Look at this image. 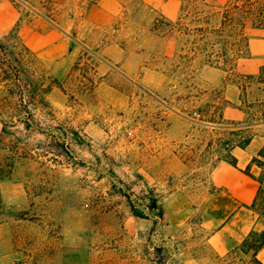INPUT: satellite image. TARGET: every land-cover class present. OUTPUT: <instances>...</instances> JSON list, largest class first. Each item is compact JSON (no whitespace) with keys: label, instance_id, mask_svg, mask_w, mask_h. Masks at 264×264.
<instances>
[{"label":"rangeland","instance_id":"obj_1","mask_svg":"<svg viewBox=\"0 0 264 264\" xmlns=\"http://www.w3.org/2000/svg\"><path fill=\"white\" fill-rule=\"evenodd\" d=\"M8 1L23 18L66 28L91 3ZM115 1L117 22L93 34L92 50L72 47L57 73L30 50L21 79L40 81L43 70L47 87L53 78L62 87L44 103H21L0 84V264H248L240 252L220 256L202 225L223 154L216 129L229 105L226 86L259 75L246 68L248 58L228 72L205 63L207 41L196 29L229 0ZM98 32L129 56L115 63L110 85L101 86L97 70L112 60L95 55ZM5 36L26 45L19 34ZM245 99L249 105L264 93L255 84ZM257 111L246 106L245 121ZM254 129L264 135V126ZM151 196L163 220L133 214L129 198L148 205Z\"/></svg>","mask_w":264,"mask_h":264},{"label":"crops","instance_id":"obj_2","mask_svg":"<svg viewBox=\"0 0 264 264\" xmlns=\"http://www.w3.org/2000/svg\"><path fill=\"white\" fill-rule=\"evenodd\" d=\"M83 1V0H82ZM221 2L222 0H217ZM109 3L115 6H108ZM83 4H85L83 2ZM115 0H98L88 8L81 19L69 20V27L57 26L51 22L39 21L36 18H23L20 11L8 0H0V35L10 33L17 25L18 34L26 46L35 53L41 65L57 73L66 67L71 56V48L75 52L92 50L91 42L96 31H104L121 16L120 7ZM72 30V31H71ZM76 33V35H75ZM99 33V32H98ZM94 36V37H93ZM104 34L97 36L100 49L95 55H106L111 62H100L97 70L102 78V85H110L112 80H118V69L115 63H125L127 52L121 44L111 42L103 44ZM250 57L246 68H257L260 72L264 66V30L251 29L248 31ZM90 53V52H89ZM88 53V55H90ZM246 60V59H245ZM217 70V69H215ZM221 76L219 73H213ZM223 76V75H222ZM220 77L223 81L226 77ZM225 99L229 102L223 111L222 119L227 122H245L247 115L240 108L241 90L238 85L228 83L225 89ZM121 104H126L124 95ZM261 126H264L261 125ZM177 129H171L175 132ZM187 137V136H186ZM264 147V135H256L251 144L245 149L236 148L233 154L238 160V167L246 169L252 158ZM239 169L220 161L213 169L211 181L215 193L208 198V204L203 214L202 225L211 232L209 244L220 256H226L233 251L240 252L239 247L252 231L264 232V217L254 212L250 206L253 204L258 191V183L245 175ZM254 174L259 170L253 168ZM243 258L245 257L242 253ZM259 260L264 264V248L258 254ZM248 259V258H247Z\"/></svg>","mask_w":264,"mask_h":264},{"label":"trees","instance_id":"obj_3","mask_svg":"<svg viewBox=\"0 0 264 264\" xmlns=\"http://www.w3.org/2000/svg\"><path fill=\"white\" fill-rule=\"evenodd\" d=\"M98 0H91L88 8L94 5ZM204 1L205 0H201ZM195 18L200 12H195ZM187 17V15H184ZM183 18L181 17L180 20ZM251 29L264 30V0H229L218 8L206 13L202 19V26L198 27L201 37L206 40V47L203 50L207 53L205 57L206 65L225 72L236 70L239 63L250 57L249 38L247 33ZM19 26L15 27L10 33L6 34V38L15 41L18 39ZM3 36L0 35V84L8 91L9 97H19V102H24L26 98H30V103L38 97L40 103L45 102L46 95L53 87L62 88L56 79L51 80V84L47 87L45 84V73L41 71L40 81L22 80V75H26L29 70L30 62L26 60L32 55V52L26 45L19 43H7L2 41ZM216 38V41H213ZM10 42V43H9ZM27 58V59H26ZM32 64V63H31ZM38 72L37 69L34 70ZM14 77V78H13ZM14 79L16 81H14ZM237 85L241 90L240 108L245 111L257 108L258 113L250 115V119L245 122H224L222 121L218 129L221 135L220 145L223 154L221 161H224L236 169L238 160L233 154V150L240 148L245 150L255 138L254 127L264 124V99L257 100L255 103L250 102L247 105L246 96L249 90L256 84L258 90L264 93V66L261 67L258 77L248 75H238ZM28 127V123H24ZM228 135L231 138L225 139ZM253 168L259 170L256 175ZM245 175L258 183V191L253 204L250 208L264 217V147L254 156L246 169L241 170ZM5 175L0 172V181ZM129 198V197H128ZM149 204L135 203L129 198L132 212L135 216L141 218L149 217V213H153L154 217L160 220L164 219V211L158 200L151 196ZM1 204V201H0ZM264 248V232L252 231L249 236L240 245L239 250L248 258V264H263L259 258V252ZM237 251H233L236 253ZM232 253V254H233ZM244 263V262H243Z\"/></svg>","mask_w":264,"mask_h":264}]
</instances>
